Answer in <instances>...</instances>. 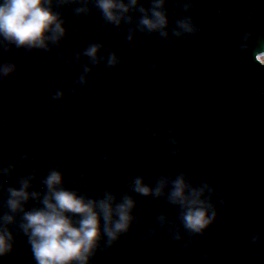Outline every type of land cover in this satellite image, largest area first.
<instances>
[{"label":"water","instance_id":"95a60500","mask_svg":"<svg viewBox=\"0 0 264 264\" xmlns=\"http://www.w3.org/2000/svg\"><path fill=\"white\" fill-rule=\"evenodd\" d=\"M192 2L186 13L183 0H168L170 27L191 15L199 33L158 43L157 35L137 32L143 55L126 41L128 25L117 33L95 8L75 16L76 5L62 9L68 36L52 56L15 48L2 54L18 71L0 84V103L9 106L0 112V165L15 164L30 152L28 168H44L35 190H43L40 180L54 166L68 187L93 198L105 190L129 192L136 175L152 184L160 175L186 172L193 184L207 181L216 189L217 220L193 238L181 227L182 241H173L156 220L160 214L176 219L175 207L132 193L140 222L114 246L99 250L91 264H264V241L251 242L254 234L264 235V66L239 47L249 31L251 49L264 44V0ZM142 3L150 6L149 0ZM93 41L105 45L102 55L115 51L123 63L115 69L101 64L88 86L78 88V72L55 57L63 51L72 59L73 51ZM86 62L85 57L81 63ZM57 85L65 96L52 101ZM148 126L160 135L146 132ZM170 130L183 150L178 156L169 154ZM27 171L17 168L7 183L18 187ZM6 198L0 191V214ZM221 198L227 203L221 205ZM37 206L31 201L27 207ZM149 227L157 233L145 239ZM13 231L14 250L0 264H36L27 237L14 226ZM189 239L194 243L185 249Z\"/></svg>","mask_w":264,"mask_h":264},{"label":"clouds","instance_id":"9594fccd","mask_svg":"<svg viewBox=\"0 0 264 264\" xmlns=\"http://www.w3.org/2000/svg\"><path fill=\"white\" fill-rule=\"evenodd\" d=\"M168 0H149L150 6L145 7L142 0H2L0 3V84L18 71L14 60H4L2 54L11 53L12 49H23L26 55L34 51H42L52 56L54 49H59L67 39V21L62 9L73 7L77 17L90 15L93 8L99 11L105 26L117 33L123 32V26L128 25L125 35L131 50L143 55L138 48L137 32L143 36H158V43L170 39H183L195 36L200 29L191 15L177 19L170 27L167 11ZM194 7L192 0H183L184 11L191 12ZM170 29V31H169ZM252 32L243 36L240 44L241 52L252 51L255 62L264 66V44L255 49L250 48L249 41ZM105 45L99 41L89 43L83 50L72 52L68 59L60 51L55 59L57 63L66 65L67 70L77 73L74 84L78 88L87 87L89 76L93 69L105 64L109 69L122 65L123 57L115 51L107 55L101 52ZM86 63H81L83 58ZM82 68V71L78 69ZM158 65L151 64L155 72ZM65 96V90L57 85L51 95L52 101H60ZM6 104L0 103V112ZM146 132L158 137L159 132L151 126ZM170 155L178 156L183 151L180 141L176 139L174 130H170ZM31 153L26 152L15 164L0 165V191H6L7 198L3 201L5 211L0 214V258L10 255L15 246L16 234L27 237V243L36 264H91L93 257L101 249L114 246L124 235L128 234L134 224L139 223L135 214L137 200L132 193L154 200L165 199L168 204L178 210L176 219H170L160 214L156 220L161 228L167 231L173 241H182L184 236L181 227L190 238L202 236L217 220V203L213 197L217 195L212 183L203 181L193 184L186 172L176 175H160L154 183H146L143 175H136L128 183L129 192L118 196L111 190H105L99 198H93L67 186L64 173L58 166L47 169L40 180L43 190H35L38 177L44 172L42 165L28 168L26 161ZM20 169H28L26 175L18 178V187L7 181L13 173ZM35 201L39 206L28 208ZM221 205L227 201L220 199ZM156 228L149 227L145 239L155 238ZM264 241V235L256 233L251 237L254 245ZM194 243L189 239L184 243L185 249ZM207 254L201 259H206Z\"/></svg>","mask_w":264,"mask_h":264}]
</instances>
